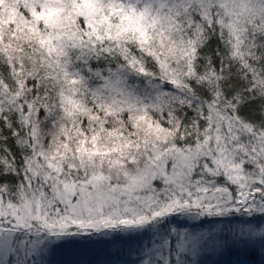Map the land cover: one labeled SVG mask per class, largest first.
<instances>
[{
    "label": "snow or ice",
    "instance_id": "6c2138e0",
    "mask_svg": "<svg viewBox=\"0 0 264 264\" xmlns=\"http://www.w3.org/2000/svg\"><path fill=\"white\" fill-rule=\"evenodd\" d=\"M209 260L264 264V0H0V264Z\"/></svg>",
    "mask_w": 264,
    "mask_h": 264
},
{
    "label": "trees",
    "instance_id": "16d2710c",
    "mask_svg": "<svg viewBox=\"0 0 264 264\" xmlns=\"http://www.w3.org/2000/svg\"><path fill=\"white\" fill-rule=\"evenodd\" d=\"M98 247H104V245H99ZM226 259H227V258H226ZM207 264H212V261L209 260V261L207 262Z\"/></svg>",
    "mask_w": 264,
    "mask_h": 264
}]
</instances>
